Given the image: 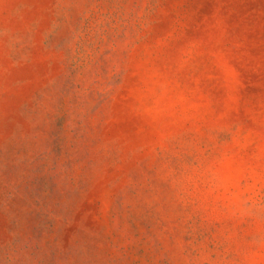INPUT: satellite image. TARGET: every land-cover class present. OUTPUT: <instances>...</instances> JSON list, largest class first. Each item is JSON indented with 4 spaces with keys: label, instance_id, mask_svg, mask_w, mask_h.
Returning <instances> with one entry per match:
<instances>
[{
    "label": "rangeland",
    "instance_id": "1",
    "mask_svg": "<svg viewBox=\"0 0 264 264\" xmlns=\"http://www.w3.org/2000/svg\"><path fill=\"white\" fill-rule=\"evenodd\" d=\"M0 264H264V0H0Z\"/></svg>",
    "mask_w": 264,
    "mask_h": 264
}]
</instances>
